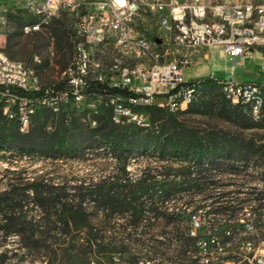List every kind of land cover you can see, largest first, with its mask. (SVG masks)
<instances>
[{
    "label": "trees",
    "instance_id": "16d2710c",
    "mask_svg": "<svg viewBox=\"0 0 264 264\" xmlns=\"http://www.w3.org/2000/svg\"><path fill=\"white\" fill-rule=\"evenodd\" d=\"M199 84L202 85L199 95H209L216 88L220 93L209 100L203 98L199 103L193 100L186 109L177 112L160 108V105L153 103L148 107H135V111L143 112L149 117L147 124L141 125L126 120L116 122L113 118V106L105 103L110 95L128 97L131 94L128 89L92 82L86 90L87 97L102 99L103 103L83 109L85 114L93 115L88 129L94 135L84 140L106 145L121 164L120 168L100 177L75 178L71 181L50 179V173L41 178L28 177L27 180L24 177H11L4 190H0V234L6 238L19 236L22 240L28 235L33 246L41 247V242L47 240L51 232L65 237L72 236L75 240V231L87 229V241L91 245H102L101 232L112 235L123 232L126 242L136 241L139 246L142 239H148L151 248L155 246V242L160 247L165 244L167 232L161 235L154 233V221L163 219L168 224L179 226L183 220L180 213L184 211L177 206V201L183 198L182 205L185 206V211L189 209L188 215L196 218L198 215L203 216L205 220L200 223L195 219L193 223L199 224L198 231L191 229L184 239L177 240V246L185 252L190 251L194 256L203 245L211 251L218 244L223 248L232 243L237 235L245 232L244 223L240 222L236 213L247 208V205L253 207L252 203L260 200L247 198L242 194L253 196L257 192L254 189L246 191L244 186L238 187L234 183L224 187L216 181L209 182L208 179L217 178L213 173L215 169L195 167L204 166L206 161L214 163L222 157L263 158L264 145L257 146L253 143L244 146L238 140L223 137L219 131L202 132L181 121L178 117L180 113L197 112L196 106L199 108L205 105L218 109L220 114L230 119L242 121L246 128L255 127L251 106L228 99L221 90L222 79L204 76L199 78ZM64 87L65 81L54 85L58 90ZM263 93L264 88V98ZM208 95L206 97L209 98ZM62 106L56 111L40 106L34 114L50 111L61 118L62 124L49 133L44 132L43 126H38L39 131L43 130V134L50 135L48 140L35 137L31 126L29 132H21L19 121L9 119L1 109L0 121L4 120V127H0V151L11 149L29 152L36 149L56 158L60 156L56 154L61 151L78 150L81 141L73 133L82 134L86 131L77 121H73L70 127L65 126L68 118L63 113ZM135 151L156 153L159 159L168 161L169 165L163 166L165 169H146L141 175L132 177L127 163ZM173 163L179 165V169H169ZM153 170L154 173L151 174ZM208 191L211 192L206 194ZM86 198L91 200L92 206L85 205ZM29 204L39 208L38 218L37 215L29 218L30 215L23 213L24 207ZM92 208L96 212L95 216L90 212ZM97 216L101 218L95 224ZM102 223L111 225L99 227ZM32 225H44L46 230L37 233L31 228L30 231ZM176 230L179 231L180 228L176 226ZM30 246L26 244L21 247ZM229 247L230 250L235 249L232 245ZM198 260V257L195 258V261ZM247 264L253 262L247 260Z\"/></svg>",
    "mask_w": 264,
    "mask_h": 264
},
{
    "label": "rangeland",
    "instance_id": "374dc122",
    "mask_svg": "<svg viewBox=\"0 0 264 264\" xmlns=\"http://www.w3.org/2000/svg\"><path fill=\"white\" fill-rule=\"evenodd\" d=\"M27 4L28 0H0V46L11 58L23 61L26 65L33 67L44 86H54L63 81V72L75 61L77 56L76 36L72 30L73 16L71 12H62L42 30L26 32L24 26L36 20L34 15L29 14L26 8ZM153 23L151 19L144 23L139 22L145 31ZM115 52L114 47L109 46L108 54L100 57L106 66L111 65ZM258 56L259 54L257 57L255 56V67H247L238 72L249 81L264 83V73L260 69L261 61ZM221 64L223 62H215L216 67ZM124 68L136 69V61L124 58ZM197 71H199L198 74ZM208 75L209 73L205 72V65L198 70L195 68L184 70L186 80ZM217 75L219 78H225L222 73ZM263 88L264 86L260 87L259 93L253 94L250 100H243L244 105H250L252 109H255V103L259 100L264 103ZM213 91L209 95L206 93L208 98L206 94L199 95L202 92V86L197 87L192 93L195 95L190 96V101L185 103L183 109H186L193 100L195 103H199L203 98L209 100L220 93L218 88ZM101 100L86 97L80 104L70 103L62 106L63 113L68 118L65 126L70 127L73 121H77L86 131L82 134L73 133L74 137L81 141L78 150L61 151L56 154H60L56 158L36 149L29 152L1 150L0 190H4L11 177H24L27 180L28 177L41 178L46 173H50V179L71 181L75 178L100 177L119 169L121 164L106 145L93 143L89 139L84 140V138H92L94 135L88 129V125L93 121V115L92 113L85 114L83 109L100 105L103 103ZM156 104L160 105V102H156ZM3 107V101H0V111L1 109L4 111ZM196 107L197 112L180 113L179 119L202 132L219 131L223 137L238 140L244 146L253 143H256L257 146L264 145V114L258 117L253 112L255 127L246 128L242 121L230 119L220 114L216 108L205 105ZM3 124L4 120H1L0 127H4ZM61 124V118L57 115L50 111L41 112L33 117L31 132L41 140H48L50 135L43 134V130L49 133ZM38 126H43V130L39 131ZM249 153L253 154L252 151ZM165 165H169V162L159 159L156 153L135 151L127 163V169L132 177H136L146 169H165L163 168ZM179 167L173 163L172 168L169 169H179ZM195 169H215L213 173L217 178H210L207 181H216L224 187L234 183L238 187L244 186L246 191L254 189L257 194L253 196L242 194V196L260 199L252 203L253 207L247 205V208L236 213L240 222L244 223L245 232L237 235L232 243L223 246V248L218 244L209 251L203 245L198 249L199 252L193 253L194 256H192L190 251L185 252L177 246V240L184 239L191 229L198 231L199 224L193 223L195 219L200 223L205 220L203 216L198 215L197 218L194 215L189 216V209L185 211V206L182 205L184 199L179 198L177 206L184 211L180 213L183 220L179 226L168 224L163 219L156 220L153 224L154 233L161 235V233L167 232L164 246L158 247L159 243L155 242V246L151 248L148 239H142L139 246L136 241L134 243L126 242L127 239L123 232H115L113 235L101 232L100 234L103 235L102 245H91L87 241L89 236L87 229L75 231L73 233L76 237L75 240L72 239V236L65 237L51 232L48 234L49 238L42 241V244L40 243L41 247L33 246L27 234L23 240L19 236L6 238L0 234V264H247V260L253 264H264V157L252 156V158L240 159L222 157L214 163L206 161L204 166H197ZM153 173L154 170L151 174ZM210 192L208 191L206 194ZM84 201L86 206L93 205L89 198ZM90 212L94 216L96 215L93 208L90 209ZM23 213L30 215L29 218L33 215H37L36 218H38L40 212L37 206L29 204L24 207ZM99 218L101 217L95 218V224ZM102 224H99V227L111 225L109 223ZM176 226L180 228L179 231L176 230ZM31 228H34L37 233L46 230L44 225H32L30 231ZM156 239L159 238L156 237ZM26 244L31 246L29 248L21 247ZM230 245L235 249L230 250ZM197 257L199 260L195 261Z\"/></svg>",
    "mask_w": 264,
    "mask_h": 264
},
{
    "label": "built area",
    "instance_id": "2783aa9c",
    "mask_svg": "<svg viewBox=\"0 0 264 264\" xmlns=\"http://www.w3.org/2000/svg\"><path fill=\"white\" fill-rule=\"evenodd\" d=\"M26 8L36 17L24 26L26 32L42 30L62 12H71L77 56L63 72L65 87L58 90L44 86L33 67L0 46V101L4 114L18 120L23 133L29 132L38 107L56 111L68 103L80 104L92 82L131 92L105 100L113 106L116 122L147 124L135 107L152 102L173 112L183 110L202 77L186 80L184 69L196 67L206 49L225 55L230 75L220 79L231 101L244 105L243 95L264 86L234 77L247 57L258 50L264 53V0H28ZM148 19L154 23L145 31L139 22ZM109 46L116 52L106 66L100 57L108 54ZM124 58L136 61V69L124 70ZM263 109L260 100L252 112L259 117Z\"/></svg>",
    "mask_w": 264,
    "mask_h": 264
},
{
    "label": "crops",
    "instance_id": "0c3cea01",
    "mask_svg": "<svg viewBox=\"0 0 264 264\" xmlns=\"http://www.w3.org/2000/svg\"><path fill=\"white\" fill-rule=\"evenodd\" d=\"M202 52H204V54H202ZM202 52H200V55H199L200 60H199V63L197 64V66L191 67V68H195L198 70L199 68H201L205 65V72L209 73V75L205 76V77L219 78V77H217L218 73L224 74V77H227L230 75V72L227 69V63L225 61V55L221 50H219V49H215V50L206 49V50H203ZM256 52H257V54L256 55L254 54L253 57H247L245 59V65L244 66H241L236 70V72L234 74V77L236 80H238V81H249V79H245L244 76H241V74H239L238 71L243 70L244 68H247V67H255L256 57L258 54H259L258 59L261 61V65H262V63L264 62V53L260 50H258ZM216 61L223 62V64L219 65V67H216L217 66V65H215ZM261 65H260V69H261ZM261 71H262V69H261ZM198 73H199V71H197V74ZM202 77H204V76H202Z\"/></svg>",
    "mask_w": 264,
    "mask_h": 264
},
{
    "label": "bare ground",
    "instance_id": "6f19581e",
    "mask_svg": "<svg viewBox=\"0 0 264 264\" xmlns=\"http://www.w3.org/2000/svg\"><path fill=\"white\" fill-rule=\"evenodd\" d=\"M126 67V66H125ZM124 70H129L128 68H124ZM223 84V83H222ZM202 85L201 84H198V85H196V86H192V93L196 90V88L197 87H201ZM260 87H262V86H259L258 87V89H250V93L249 94H245V95H243V100H250L251 99V97H252V95L253 94H256L258 91H259V89H260ZM222 92L227 96V98L228 99H230V92H229V90H228V88H227V86L226 85H223L222 86ZM259 93V92H258ZM191 96V95H190ZM254 100V99H253ZM260 101V100H259ZM258 101V102H259ZM153 104H156V102H152ZM184 105H185V103H184ZM183 105V106H184Z\"/></svg>",
    "mask_w": 264,
    "mask_h": 264
},
{
    "label": "water",
    "instance_id": "95a60500",
    "mask_svg": "<svg viewBox=\"0 0 264 264\" xmlns=\"http://www.w3.org/2000/svg\"><path fill=\"white\" fill-rule=\"evenodd\" d=\"M158 41H160V40H158Z\"/></svg>",
    "mask_w": 264,
    "mask_h": 264
}]
</instances>
